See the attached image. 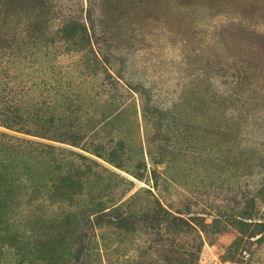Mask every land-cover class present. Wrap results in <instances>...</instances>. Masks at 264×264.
<instances>
[{
  "label": "rangeland",
  "instance_id": "rangeland-1",
  "mask_svg": "<svg viewBox=\"0 0 264 264\" xmlns=\"http://www.w3.org/2000/svg\"><path fill=\"white\" fill-rule=\"evenodd\" d=\"M0 264H264V0H0Z\"/></svg>",
  "mask_w": 264,
  "mask_h": 264
},
{
  "label": "trees",
  "instance_id": "trees-1",
  "mask_svg": "<svg viewBox=\"0 0 264 264\" xmlns=\"http://www.w3.org/2000/svg\"><path fill=\"white\" fill-rule=\"evenodd\" d=\"M237 118L239 117V114H237V116H236Z\"/></svg>",
  "mask_w": 264,
  "mask_h": 264
}]
</instances>
